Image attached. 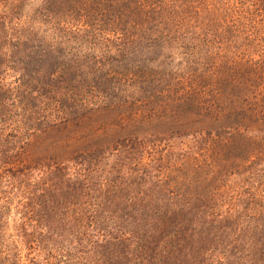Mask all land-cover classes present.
I'll return each mask as SVG.
<instances>
[{"label":"trees","instance_id":"16d2710c","mask_svg":"<svg viewBox=\"0 0 264 264\" xmlns=\"http://www.w3.org/2000/svg\"><path fill=\"white\" fill-rule=\"evenodd\" d=\"M113 103L184 119L197 151L131 135L27 162ZM228 116L264 123V0H0V264H264V182H222L252 148Z\"/></svg>","mask_w":264,"mask_h":264},{"label":"rangeland","instance_id":"374dc122","mask_svg":"<svg viewBox=\"0 0 264 264\" xmlns=\"http://www.w3.org/2000/svg\"><path fill=\"white\" fill-rule=\"evenodd\" d=\"M127 113L126 107L113 103L107 107L95 109L90 115L79 121L50 127L37 133L29 139L27 162L35 163L48 158H54L57 161L67 159L82 148L101 144L104 146V143L131 135L156 138L162 143V146L164 143L169 142L171 145L169 151H174V155L181 151H188L189 153L197 151L194 150L193 137L184 136L188 131L184 119L170 118L166 114L132 126ZM239 118L242 125L234 120V116H228L226 120L223 117L226 124L222 127L230 134L231 139H244L243 141L249 143L252 148L247 147L240 153L244 157L241 158L242 161H237L236 173L222 179L223 186L231 188H237L236 186L240 185L239 182L243 180H247L246 186H251L254 183L257 185L260 181L264 182L261 179L264 176V123L249 121L242 116H239ZM204 122H193L196 132L204 129ZM116 123H118V126ZM213 126L215 125L211 127ZM233 152L234 147L230 149V154ZM207 154L210 156L212 151L209 150ZM232 155L234 157V154ZM210 159H213V157L210 156ZM250 173H254L255 176L247 179L251 175Z\"/></svg>","mask_w":264,"mask_h":264}]
</instances>
